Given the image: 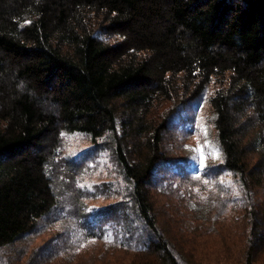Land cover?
Here are the masks:
<instances>
[{
	"label": "trees",
	"instance_id": "1",
	"mask_svg": "<svg viewBox=\"0 0 264 264\" xmlns=\"http://www.w3.org/2000/svg\"><path fill=\"white\" fill-rule=\"evenodd\" d=\"M211 83L215 146L232 184L211 169L190 178L192 162L162 145L167 110ZM63 132L107 139L123 179L100 190L115 199L86 221L99 241L109 231L111 247L151 251L140 264H190L158 227L146 185L207 180L229 212L247 210L236 220L250 215L247 253L230 264H264L254 254L264 245V201L255 199L264 185V0H0V250L57 208L49 165ZM59 174L74 188L77 173Z\"/></svg>",
	"mask_w": 264,
	"mask_h": 264
},
{
	"label": "rangeland",
	"instance_id": "2",
	"mask_svg": "<svg viewBox=\"0 0 264 264\" xmlns=\"http://www.w3.org/2000/svg\"><path fill=\"white\" fill-rule=\"evenodd\" d=\"M214 87L215 83H211L204 97L193 102H182L167 110L172 109L169 125L162 132V145L167 156L192 162L190 178L200 179L203 171L211 169L219 171L225 183L232 184V173L221 172L220 158L213 154L217 150V134L207 100ZM157 107L153 117H157L165 105ZM106 140L100 138L95 142L82 132L61 133L60 144L53 156L57 165L53 167V160L49 165L59 198L57 208L39 219L31 231L4 246L0 250V264H140L149 261L151 251L138 253L111 247L105 239L99 241L88 225L95 221L91 218L97 210L115 199L101 197L100 190L103 189L104 193V189L109 187L108 183L111 184L110 188H123L124 185ZM198 144L204 146V168L198 167V153L192 150ZM259 151L263 152L264 147L261 146ZM59 167L77 173L74 188L59 174ZM204 181L207 180L200 181V184L195 180H187L178 185L174 181L166 189L149 185L146 188L153 202L158 227L185 261L190 264H230V261L242 258L247 253L251 237L250 225L247 223L250 215L236 220L237 214L247 210L229 212V205L220 202L225 194L218 193L219 187H213L212 190L210 184L203 187ZM82 189L88 192V197L81 196ZM75 190L80 194L79 198L72 194ZM257 191L255 199L264 201V185ZM81 203V213L76 214ZM220 208L228 214L218 216ZM113 211L118 212L119 207H114ZM96 225L103 227L101 230L105 228L101 221ZM105 233L110 235L111 232ZM254 254L257 259L264 260V245L257 247Z\"/></svg>",
	"mask_w": 264,
	"mask_h": 264
},
{
	"label": "snow or ice",
	"instance_id": "3",
	"mask_svg": "<svg viewBox=\"0 0 264 264\" xmlns=\"http://www.w3.org/2000/svg\"><path fill=\"white\" fill-rule=\"evenodd\" d=\"M204 134L207 135V130L204 129ZM205 143H208L207 141ZM204 146L203 145H197L196 148L192 149L194 152L198 153V158H199V162H198V167L199 168H204L206 167V164H205V153H204V150H203ZM217 158L219 156V152L218 150H214V153H213ZM197 179H199V177H197ZM205 184H207L208 182L207 181H204ZM104 239L108 242V243H112V238L110 235H106L104 237Z\"/></svg>",
	"mask_w": 264,
	"mask_h": 264
}]
</instances>
